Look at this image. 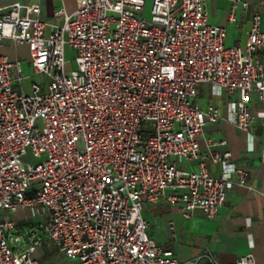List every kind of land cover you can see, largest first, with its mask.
Returning a JSON list of instances; mask_svg holds the SVG:
<instances>
[{"label":"built area","instance_id":"2783aa9c","mask_svg":"<svg viewBox=\"0 0 264 264\" xmlns=\"http://www.w3.org/2000/svg\"><path fill=\"white\" fill-rule=\"evenodd\" d=\"M60 24H46L19 3L0 9V45L24 46L21 61L0 55V264H41L46 243L76 264H199L178 261L147 234L145 204L164 201L184 218L199 209L213 218L226 185L243 170L229 152L212 153L220 176L212 178L197 136L223 119L242 131L264 117V33L251 17L243 47L226 46V30L206 23L208 0H73ZM230 3L228 22L238 8ZM262 4V3H261ZM75 69L65 71V50ZM31 75L41 82L25 80ZM223 99L194 102L199 85ZM16 88H13V87ZM42 88V89H41ZM149 124L150 127H143ZM30 153L37 164L23 161ZM198 160L193 172L179 169ZM172 229V223H169ZM207 264H216L209 259ZM233 264H255L251 255Z\"/></svg>","mask_w":264,"mask_h":264},{"label":"crops","instance_id":"0c3cea01","mask_svg":"<svg viewBox=\"0 0 264 264\" xmlns=\"http://www.w3.org/2000/svg\"><path fill=\"white\" fill-rule=\"evenodd\" d=\"M240 1L247 3V7L237 9L234 23L228 22V1L208 0L204 7L206 23L225 28L226 46L245 45L255 13L260 16L259 29L264 33V0ZM12 3L37 6L33 14L46 24V32L63 19L62 15H54L56 9L70 14L76 7L73 0H0V9ZM21 49L23 54L19 53ZM0 55L9 60L17 57L24 72L31 74L26 47L20 46L14 51L11 44L3 43ZM259 57H264V47L259 51ZM194 102L201 108L218 105L222 116H227L223 99L214 96L209 85L198 86ZM249 107L257 116L250 130L242 131L223 119L205 125L197 136L200 154L212 178L220 176L219 163L208 159L212 153L229 152L232 162L243 170L242 183L239 175L230 177L224 204L213 218L208 219L201 210L195 209L186 219L176 207L164 201L143 206L142 217L147 223L148 236L158 247L171 250L180 262L199 258V264H207L209 259L216 264H233L237 259L251 255L255 264H264V117L259 114L261 108L255 94L250 95ZM197 163L195 159L183 160L178 167L193 172ZM169 223H172V229Z\"/></svg>","mask_w":264,"mask_h":264},{"label":"rangeland","instance_id":"374dc122","mask_svg":"<svg viewBox=\"0 0 264 264\" xmlns=\"http://www.w3.org/2000/svg\"><path fill=\"white\" fill-rule=\"evenodd\" d=\"M152 0H144V8L142 12V16L145 17L146 19H150V7H151ZM20 54H23L24 51L21 49L19 50ZM65 71L69 72L71 70L75 69V62H74V53L70 49L65 50ZM41 77L36 76V75H31L30 79L25 80L24 84V89L27 91V84L30 82L34 83H40L41 82ZM13 88H16L15 86ZM42 89V88H41ZM143 127H150L149 124H143ZM24 162L30 163V164H37L41 161V159H35L33 158L30 153H28L24 158ZM7 215L9 219L19 220L21 225H27L28 223L31 222V220H25L21 219L18 217L17 214L10 215L7 212L0 211V222L3 220L4 215ZM35 257L40 261L41 264H76V262L72 260H68L65 257H63L61 254L57 252L55 249L54 245L51 243H46L44 244L41 248L38 249L36 252Z\"/></svg>","mask_w":264,"mask_h":264}]
</instances>
